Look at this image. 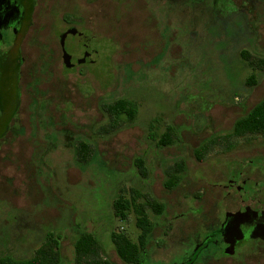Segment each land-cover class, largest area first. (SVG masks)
<instances>
[{"label":"rangeland","instance_id":"rangeland-1","mask_svg":"<svg viewBox=\"0 0 264 264\" xmlns=\"http://www.w3.org/2000/svg\"><path fill=\"white\" fill-rule=\"evenodd\" d=\"M156 1H65L70 16L79 17L75 28L94 34L89 44L97 51L90 56L98 55L95 62L76 68H62L60 44L52 34L56 22L52 19L49 28L48 16L46 25L41 30L37 25L23 41L26 66L21 78L36 76L39 90L32 80L22 100L19 93L15 107L23 103L27 110H15L9 129L19 133L0 132V255L31 257L53 230L61 236L62 263L71 264L77 230L86 229L98 235L104 256L117 259L108 224L115 225L116 232L123 228L134 240L140 231L133 213L128 222L115 216L113 201L121 187L151 193L166 205L149 247L162 239L168 224L173 228L170 243L179 239L182 244L197 235L205 238L202 232L213 218L222 219L240 202L249 205L254 197L258 201L252 208L264 204V136L239 138L231 150L216 146L203 160L194 154L209 137L229 133L236 118L264 96V70L240 55L245 48L264 58V0H233L236 15L221 17L219 24L228 31L220 35L207 31L206 20L192 15L208 11L199 3L191 8L182 0H174L173 7ZM52 3L45 4L46 10ZM42 15L44 11L40 19ZM192 21L198 23L196 28H191ZM66 36L59 40L74 56L81 55L80 39ZM43 43H50L55 53L48 56L51 66L43 63L39 68L47 53V48L39 49ZM252 75L255 82L248 84ZM122 97L139 104L136 119L102 133L109 122L102 105ZM5 117L0 111L2 127ZM171 129L173 143L159 145ZM82 139L95 149L86 164L75 156V144ZM4 140L11 141L2 144ZM137 157L144 158L148 176L138 169ZM178 159L186 163L184 177L167 189L165 169ZM203 221L208 223L200 228ZM255 243L242 244L240 264H264V242L253 247ZM236 258H223L220 264H237Z\"/></svg>","mask_w":264,"mask_h":264},{"label":"flooded vegetation","instance_id":"flooded-vegetation-1","mask_svg":"<svg viewBox=\"0 0 264 264\" xmlns=\"http://www.w3.org/2000/svg\"><path fill=\"white\" fill-rule=\"evenodd\" d=\"M65 1L68 0H0V111H4L6 114V117L4 118L5 120L3 121V127L1 126L0 122V130L7 131L9 135L10 132H12L14 136L19 133L15 130H9L11 128L12 121L15 120L18 114L16 111L27 110L26 108H23V103L20 109L15 107L17 103H19L17 102L19 101V93H21L20 98L22 100L23 92L24 90H27L25 87H30L32 80H35L34 86L36 87L39 80V78L36 76L28 77V79L26 78L25 80H22L21 78V68L26 66L25 55L23 54V41L31 30L36 31L37 25L41 30L47 23V16L49 22H51L52 19L55 20V33H52L51 29L49 30L50 33L57 37V40L60 44L62 68H70L67 63L73 61L74 56V54L70 52L72 49L69 50V47H65L64 43L59 40V38H63L65 35L74 37L76 40L80 39L79 43L81 44L82 49H80L78 52H81V55H87L97 51L96 48L89 44V39L91 37L90 34L93 33L87 30L88 32L86 34L84 33L85 29L78 28L80 30L79 31L77 28H75V25L77 27V20L79 17H75L74 15L70 16L68 12L69 6L64 5ZM182 1L183 2L180 3H188V6L192 8V0ZM47 2L53 3L52 7H49V9L47 8L46 10L45 4ZM198 2L200 7L203 6L205 9L207 6H209V4H220L218 9L221 8L222 10H225V5L227 7L229 6L227 9H230L231 6L237 7L235 6L233 0H199ZM162 3L173 7L175 6L176 2L174 0H162ZM42 11H44V16L42 15V18L40 19L38 15L41 14ZM59 13H62L60 19H58ZM182 13L183 15L186 14L185 8L184 12ZM205 13L206 12H194L192 15L203 17ZM189 15H191V13H189ZM81 19L84 20V18ZM58 20H60V23ZM61 22H64V24ZM52 23L53 21L49 23V28L51 27ZM58 23L59 31H57ZM31 41H35V38L31 39ZM40 48L42 49L41 51H45L47 48V53H45V57L42 56V59L39 62V68L43 63L47 66H51V61L49 60L48 56H51L55 53L53 46L50 43H43L40 44L39 49ZM87 63L89 64L90 62ZM80 65L81 64L75 65L74 68ZM28 70L31 71V67ZM30 89L32 88L30 87ZM36 89L38 88L36 87ZM8 121L9 125L4 127ZM20 126L26 127L23 123H21ZM10 141L4 140L2 144ZM221 187L223 189H227L229 186L222 185ZM201 196L203 197V194L197 196V198H201ZM237 200L241 201V199L238 198ZM249 201L251 205L246 203L241 204L240 202V205L235 207L236 209H233V211L229 212L226 210V214L224 213V217L220 220L213 218L214 223L212 221L210 227H207L206 231L202 232L205 234V238L202 235H197L196 238L192 237V241L185 240L182 244L181 240L179 239H176V242L170 243V238L173 234V228L168 224L164 227L167 230L164 232L162 239H157L156 244L149 247L148 243L152 240V236L150 235L148 241H146L144 245H141L140 248L142 251L131 260L122 258L118 253L117 259L109 257L108 254L107 256H104L103 253L101 254L105 259H107L104 260L105 264H220L223 262V258L231 257H237V264H240L239 254L242 252V249H239L242 244H245L249 240H254L256 243L253 247H257V243L264 242V204L262 203L259 208H252L253 204L257 205L258 200L253 197L252 199H249ZM244 204L249 208L247 211L245 210L246 206H244ZM243 210L246 212L243 214L242 218L236 220L233 213ZM153 220H155V228V226L157 227V224L160 223V221L158 216L153 218ZM210 221L211 219L208 222ZM203 222L204 225H200V228L205 227L208 223L207 221ZM108 227L113 230L115 225L109 224ZM122 229L123 228L118 227L116 230L121 232ZM135 240L139 241V237H136ZM248 253H250V251H248ZM242 263L245 262L243 261ZM71 264L95 263L93 261L79 262L73 253Z\"/></svg>","mask_w":264,"mask_h":264},{"label":"trees","instance_id":"trees-1","mask_svg":"<svg viewBox=\"0 0 264 264\" xmlns=\"http://www.w3.org/2000/svg\"><path fill=\"white\" fill-rule=\"evenodd\" d=\"M198 1L199 0L192 1V5L196 6L195 3ZM219 6L220 4H209V6L206 7L208 11H206L205 15L203 17L197 16L199 20H206L205 29L212 32L214 35L225 33L226 30L228 31L227 27H221L219 21L223 16L236 15L234 12L230 11H236L238 9L237 7L231 6L230 9L222 10L221 8L218 9ZM202 24H204V21ZM227 25L229 26L230 24ZM192 26L196 28L198 23L195 25V22L192 21L191 28ZM233 27L231 26L232 29L230 32L235 30ZM211 40L224 43V48L228 45L227 42L220 39H214L212 37ZM240 55L252 67L262 68L264 70V58L254 56L245 48L240 50ZM247 82L248 84H253L255 82L253 75L249 77ZM102 107L109 118V122L101 127L102 133L104 134L112 133L122 126L130 125L136 119L139 111V104L137 101L129 97H122L112 102L105 103ZM169 131L171 134H169ZM169 131L163 134L159 139L157 142L159 145L173 143V129ZM0 132H2V130H0ZM255 135L264 136V96L245 114L236 118L229 133L217 134L209 137L194 150V154L198 160H203L216 146H219L221 150H231L238 144L239 138H249ZM0 137H2L1 133ZM73 140H75V137H73ZM68 144L72 145L73 141L68 142ZM74 149L76 160L80 164L88 163L92 156H94V146L88 140L82 139L77 141ZM135 161L141 174L148 176L144 158L137 157ZM185 169L186 163L184 159H178L173 164L167 166L165 169V188L173 189L178 186L184 177ZM113 208L115 216L121 221L128 222L130 220V215L133 213L135 216V225L140 230L137 235L139 241H136L127 233L116 232L114 229L111 230L110 227H106L110 232V240L113 247L119 256L126 260H131L142 251L140 248L141 245H144L146 241H148L154 228L155 220H153L151 213L154 214V218L160 216L165 212L166 205L151 193L143 192L135 188L125 189L121 187L117 197L113 201ZM60 237V234L54 233L53 230L48 231L45 234V239L35 249L31 257L19 258L9 254L4 256L0 255V264H63L60 252ZM73 244L75 258L79 262L93 261L95 264H105L104 260L107 259L101 254L102 243L99 241V237L96 233L86 229L77 230Z\"/></svg>","mask_w":264,"mask_h":264},{"label":"water","instance_id":"water-1","mask_svg":"<svg viewBox=\"0 0 264 264\" xmlns=\"http://www.w3.org/2000/svg\"><path fill=\"white\" fill-rule=\"evenodd\" d=\"M98 58V55L97 53L94 54L93 57L90 56V54H87V55H76L73 57V61L72 62H69L67 63L68 66H70V64H72L73 66L75 65H78L82 62L84 63H87V62H95V60ZM246 211H240V212H236V213H233V215H235V219L236 220H239L242 218L243 214L245 213Z\"/></svg>","mask_w":264,"mask_h":264}]
</instances>
